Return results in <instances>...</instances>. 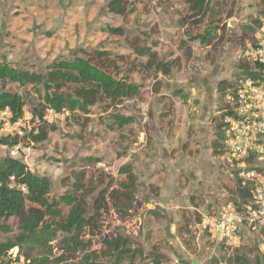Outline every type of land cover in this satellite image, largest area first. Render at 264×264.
Wrapping results in <instances>:
<instances>
[{"label": "rangeland", "instance_id": "1", "mask_svg": "<svg viewBox=\"0 0 264 264\" xmlns=\"http://www.w3.org/2000/svg\"><path fill=\"white\" fill-rule=\"evenodd\" d=\"M110 1L0 0V63L45 74L55 61L101 53L107 72L140 93L115 105L99 103L86 115L46 111L44 120L54 127L46 141L0 146V159L18 160L34 175L47 178L50 201L74 193L72 185L83 174L84 188L77 195L86 197L87 217L92 216L99 192L110 182L122 181L118 170L129 166L137 176L136 203L121 215L107 201L97 218L100 233L82 238L88 250L99 254L104 237L119 233L132 251L142 252L125 264H180V259L210 264L214 258L225 264L222 258L248 249L255 238L245 237L236 250L216 247L199 229L197 218L202 222L206 211L216 212L230 199L227 188L233 186V177L218 161L221 151L214 155L211 148L216 140L213 118L221 124L226 103L217 86L236 79L240 62L252 65L244 53L254 44L255 34L242 45L238 40L244 37L243 28L258 17V0H211L233 9V17L220 23L225 33L214 34L211 45L197 37L212 25L207 19L197 26L189 24L185 0H124L122 15L108 11ZM144 49L155 54V63L142 54ZM158 63L169 75L156 68ZM6 89L37 103L29 87L7 84ZM113 116L130 118L131 123L119 128ZM36 124L28 106L16 124L0 114V138L22 137ZM58 209L65 218L69 208ZM4 223L10 232L0 233V242L18 233L17 219ZM51 245L59 257V245ZM38 253L26 259L14 248L4 262L33 264ZM83 255L79 250L66 257L76 262Z\"/></svg>", "mask_w": 264, "mask_h": 264}, {"label": "trees", "instance_id": "2", "mask_svg": "<svg viewBox=\"0 0 264 264\" xmlns=\"http://www.w3.org/2000/svg\"><path fill=\"white\" fill-rule=\"evenodd\" d=\"M188 11L191 14V25H199L208 20L212 26L206 34L198 36L203 44L211 45L214 34L225 33V22L233 17V9H225V6L211 0H185ZM108 11L114 15H122L126 12L124 0H111L107 4ZM257 18L252 19L250 25L243 28L244 37L238 40L239 44L255 34L260 18H264V0H258ZM225 24V23H224ZM198 28V27H197ZM148 60L155 63V54L147 49L142 52ZM101 53H95L92 57L75 58L73 61H55L48 65L45 74L20 70L12 67L7 62L0 63V113H9V123L16 124L24 116L25 107L32 109V117L37 124L25 135L20 137L7 136L0 138V146L13 148L21 143L39 144L46 141L48 133L54 131V127L48 126L44 120L46 111L56 114L68 112L70 117L75 114L86 115L89 108L99 104L110 102L119 104L121 100L139 96V91L127 83L116 80L107 72L102 64ZM162 73L169 75L170 71L163 63L157 67ZM240 71L234 81H220L217 86L224 99L235 94L236 87L244 79L264 81V67L261 65H248L239 63ZM7 84H14L20 88L29 87L37 98V103L24 100L21 95L6 89ZM225 103L223 111L229 108ZM219 119V118H217ZM215 121L216 140L212 143V153L217 155L223 152L221 124ZM113 122L122 128L131 123L130 118L113 116ZM118 174L123 180L118 184L110 182L99 192L98 200L92 206V216L87 217L88 203L86 197L77 195L82 192L83 174L76 178L72 185L71 194L61 196L57 201H50V182L45 177L34 175L26 165L10 157L0 159V233L7 234L10 228L5 225L9 219H17L18 233L13 238L0 242V264H11L12 261L4 262L8 253L18 248L19 256H37L32 258L33 264H101V259H110L112 264H125L142 252L132 251L129 240L117 234L111 238L105 236L102 240V248L99 254L89 251V245L82 238L89 234L100 233L98 226L99 211L109 201L110 206L119 214L126 215L134 207L137 195V176L129 166H122ZM232 187L227 188L230 196L229 203L241 205L249 199L250 193L232 182ZM23 189V190H22ZM81 194V193H80ZM69 208L65 218H62L59 206ZM209 213V211H206ZM202 216V215H201ZM57 221L56 223H54ZM200 216L197 224H200ZM52 242L59 245L63 253L56 257L53 254ZM81 250L84 255L79 261H72L66 257L70 252ZM136 254V255H135ZM16 260V262L19 260ZM225 264H264V254L254 245L241 252H235L227 259L222 258ZM157 264V263H156ZM180 264H192L180 259ZM210 264H219L215 258Z\"/></svg>", "mask_w": 264, "mask_h": 264}, {"label": "built area", "instance_id": "3", "mask_svg": "<svg viewBox=\"0 0 264 264\" xmlns=\"http://www.w3.org/2000/svg\"><path fill=\"white\" fill-rule=\"evenodd\" d=\"M254 39L244 55L253 66L264 67V18ZM226 102L230 107L219 115L223 152L218 161L250 196L241 205L228 202L206 213L198 227L212 245L225 250L238 249L245 237L252 236L264 254V81L242 80ZM0 114L9 116L7 111Z\"/></svg>", "mask_w": 264, "mask_h": 264}, {"label": "water", "instance_id": "4", "mask_svg": "<svg viewBox=\"0 0 264 264\" xmlns=\"http://www.w3.org/2000/svg\"><path fill=\"white\" fill-rule=\"evenodd\" d=\"M255 247H257V245H255ZM193 264H195V263H193Z\"/></svg>", "mask_w": 264, "mask_h": 264}]
</instances>
